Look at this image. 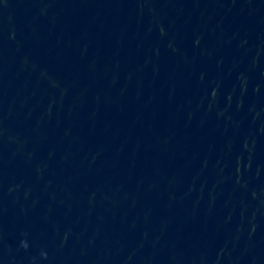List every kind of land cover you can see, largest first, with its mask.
I'll return each instance as SVG.
<instances>
[{"label":"water","instance_id":"1","mask_svg":"<svg viewBox=\"0 0 264 264\" xmlns=\"http://www.w3.org/2000/svg\"><path fill=\"white\" fill-rule=\"evenodd\" d=\"M0 264H264V0L0 4Z\"/></svg>","mask_w":264,"mask_h":264}]
</instances>
